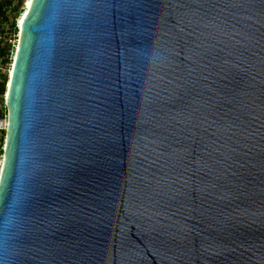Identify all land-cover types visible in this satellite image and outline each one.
Listing matches in <instances>:
<instances>
[{
  "label": "water",
  "instance_id": "obj_1",
  "mask_svg": "<svg viewBox=\"0 0 264 264\" xmlns=\"http://www.w3.org/2000/svg\"><path fill=\"white\" fill-rule=\"evenodd\" d=\"M5 99L0 264H264V0H32Z\"/></svg>",
  "mask_w": 264,
  "mask_h": 264
},
{
  "label": "rangeland",
  "instance_id": "obj_2",
  "mask_svg": "<svg viewBox=\"0 0 264 264\" xmlns=\"http://www.w3.org/2000/svg\"><path fill=\"white\" fill-rule=\"evenodd\" d=\"M4 1V13L0 14V81H3L6 75L9 81L16 49L20 40L19 18L26 8L27 0ZM8 81L6 85H8ZM6 116H8V109L6 99L4 98L0 102V117ZM4 146L5 140L2 137L0 141V172L3 162Z\"/></svg>",
  "mask_w": 264,
  "mask_h": 264
},
{
  "label": "trees",
  "instance_id": "obj_3",
  "mask_svg": "<svg viewBox=\"0 0 264 264\" xmlns=\"http://www.w3.org/2000/svg\"><path fill=\"white\" fill-rule=\"evenodd\" d=\"M4 8H5V1L4 0H0V14L4 13ZM16 26V25H15ZM7 81H8V76H4V80L0 81V102L4 100V96L6 93V89H7Z\"/></svg>",
  "mask_w": 264,
  "mask_h": 264
},
{
  "label": "built area",
  "instance_id": "obj_4",
  "mask_svg": "<svg viewBox=\"0 0 264 264\" xmlns=\"http://www.w3.org/2000/svg\"><path fill=\"white\" fill-rule=\"evenodd\" d=\"M7 126H8V116L6 117H0V141L2 137H6V132H7Z\"/></svg>",
  "mask_w": 264,
  "mask_h": 264
},
{
  "label": "bare ground",
  "instance_id": "obj_5",
  "mask_svg": "<svg viewBox=\"0 0 264 264\" xmlns=\"http://www.w3.org/2000/svg\"><path fill=\"white\" fill-rule=\"evenodd\" d=\"M31 1H32V0H27V2H26V8H25L24 12L22 13L21 17L19 18V25H18L19 30H20V25L22 24V18H23V16L27 13L29 7L31 6ZM8 82H9V81H8Z\"/></svg>",
  "mask_w": 264,
  "mask_h": 264
}]
</instances>
